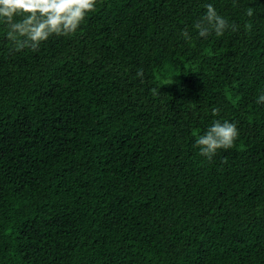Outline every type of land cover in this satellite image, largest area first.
I'll use <instances>...</instances> for the list:
<instances>
[{
  "label": "trees",
  "instance_id": "16d2710c",
  "mask_svg": "<svg viewBox=\"0 0 264 264\" xmlns=\"http://www.w3.org/2000/svg\"><path fill=\"white\" fill-rule=\"evenodd\" d=\"M205 4L237 30L200 37ZM6 33L0 264H264V0H97L36 51ZM214 120L238 137L209 161Z\"/></svg>",
  "mask_w": 264,
  "mask_h": 264
},
{
  "label": "clouds",
  "instance_id": "9594fccd",
  "mask_svg": "<svg viewBox=\"0 0 264 264\" xmlns=\"http://www.w3.org/2000/svg\"><path fill=\"white\" fill-rule=\"evenodd\" d=\"M97 0H0V23L7 28V38L12 43V50L30 49L36 51L42 42L49 37L67 36L76 32L89 13L96 11ZM205 12L194 24L200 37L211 33L222 36L236 25H230L228 20L219 15L212 4L203 6ZM246 15L251 17L253 9L248 8ZM184 39H190L189 32L184 29L180 33ZM136 75L143 77V70L138 69ZM264 104V92L256 99ZM213 115L219 114V109H212ZM238 137V129L234 122L214 120L206 131L198 135L195 146L199 154L209 161L217 150L231 148Z\"/></svg>",
  "mask_w": 264,
  "mask_h": 264
}]
</instances>
